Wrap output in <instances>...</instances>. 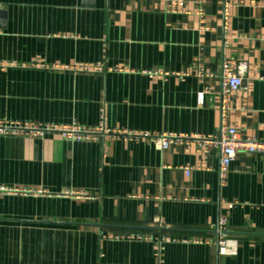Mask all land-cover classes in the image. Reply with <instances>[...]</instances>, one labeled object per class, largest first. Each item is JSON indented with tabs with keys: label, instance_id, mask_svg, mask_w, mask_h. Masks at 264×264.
Returning <instances> with one entry per match:
<instances>
[{
	"label": "crops",
	"instance_id": "crops-1",
	"mask_svg": "<svg viewBox=\"0 0 264 264\" xmlns=\"http://www.w3.org/2000/svg\"><path fill=\"white\" fill-rule=\"evenodd\" d=\"M229 62L249 69L223 110L220 81L196 74ZM0 64L15 66L0 71V120L264 140V0H185L181 14L159 0H0ZM77 65L104 72L61 69ZM200 161L144 139L0 137V264H264V155L239 154L224 181L218 150L187 176ZM222 218L235 256L219 255ZM109 234L170 241L159 262L152 242Z\"/></svg>",
	"mask_w": 264,
	"mask_h": 264
},
{
	"label": "built area",
	"instance_id": "built-area-1",
	"mask_svg": "<svg viewBox=\"0 0 264 264\" xmlns=\"http://www.w3.org/2000/svg\"><path fill=\"white\" fill-rule=\"evenodd\" d=\"M167 14H181L184 11L185 0H159ZM203 15V11H201ZM9 65L0 64V71L10 69ZM63 71H72L80 73H103L104 68L101 66L77 65L74 67L61 68ZM249 69L248 64L229 62L224 66L220 75L206 73L198 69L197 79L203 82L205 79H218L221 84L223 98V110L226 106V98L228 95L235 94L241 90L243 76ZM157 75V74H156ZM161 75V74H160ZM168 75V74H163ZM187 75H182L184 79ZM198 104L201 106L205 102V93L198 94ZM48 135H56L64 140L73 143L83 142H105L124 140L126 142H139L141 140H151L161 150H168L171 146H188L194 147L200 155L201 161L195 167L186 168V175L189 176L193 170L208 169L206 161L211 150L219 152V176L222 181L227 178L230 167L239 154L264 155V140L245 139L239 132L232 127L221 128L217 136L204 137L199 135L187 136L176 134H162L160 136H152L148 133H135L125 130H110L107 128L106 118L103 116L96 128H87L76 123L68 125H52V124H34L27 122H15L0 120V137H22L30 139H44ZM7 191L9 193H19L18 191ZM40 194L42 192H39ZM227 220L222 218L219 223L220 238L217 241L219 255L235 256L237 248L233 241L227 239L224 235L226 232ZM108 239L126 238L129 240H146L154 244V255L162 262L164 244L169 239L158 238L153 239L144 235H107Z\"/></svg>",
	"mask_w": 264,
	"mask_h": 264
},
{
	"label": "water",
	"instance_id": "water-1",
	"mask_svg": "<svg viewBox=\"0 0 264 264\" xmlns=\"http://www.w3.org/2000/svg\"><path fill=\"white\" fill-rule=\"evenodd\" d=\"M220 233V232H219ZM224 235H226V232L224 233Z\"/></svg>",
	"mask_w": 264,
	"mask_h": 264
}]
</instances>
